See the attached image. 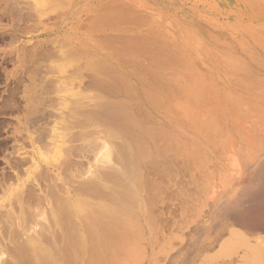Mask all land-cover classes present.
I'll return each instance as SVG.
<instances>
[{"label": "bare ground", "instance_id": "6f19581e", "mask_svg": "<svg viewBox=\"0 0 264 264\" xmlns=\"http://www.w3.org/2000/svg\"><path fill=\"white\" fill-rule=\"evenodd\" d=\"M31 1L30 6L37 7L34 10L50 3ZM262 1L250 3L263 8ZM117 9L90 19L85 36L80 39L74 34L73 43L61 45L57 54L45 49L51 65L46 62L44 70L49 72L41 74L52 73L56 80L52 87L43 84L41 93L30 94L26 100L30 108L19 119L33 146L38 147L31 156L34 162L8 159L12 173L0 174L4 194L0 203V264H142L143 241L156 236L154 230L146 235V229L156 226L159 207H166L161 191L173 177L169 165L185 167V173H180L182 169L179 173L187 175L189 163L198 165L200 156L204 161L200 152L202 155L195 156L197 161L190 162L195 150L189 149L186 139L181 143L171 127L179 123L178 116L190 131V94L201 98L192 93V87L174 79V69L180 60L183 65L185 61L158 42L156 33L137 39L116 35L126 31L124 24L131 23L129 17L119 16ZM253 32L264 48V37L260 39L261 33ZM56 35L59 44L61 35ZM40 62L39 58L37 68ZM55 93L62 96L51 97ZM179 124L181 127V121ZM204 162L202 166H206ZM217 194V201L222 200L224 191ZM163 225L165 229L170 224ZM229 243H224L223 249L231 252L234 248ZM230 245L238 247L240 243Z\"/></svg>", "mask_w": 264, "mask_h": 264}, {"label": "rangeland", "instance_id": "374dc122", "mask_svg": "<svg viewBox=\"0 0 264 264\" xmlns=\"http://www.w3.org/2000/svg\"><path fill=\"white\" fill-rule=\"evenodd\" d=\"M31 3V0H0V174L12 173L8 170V159L34 162L31 156L38 147L33 146L26 126L19 125V119L30 108L27 104L30 94L37 95L46 83L52 87L51 82L56 80L52 73L45 75L44 67L51 65V60L46 61L49 60L45 58L46 50L57 54L61 45L73 43V36L80 39L85 36L90 19L119 7L116 10L119 16L129 17L131 23L124 24L122 29L126 31L116 35L137 39L156 33L158 42L171 47L176 57L179 55L185 61L183 65L180 60L182 69L176 65L174 79L201 96L196 99L197 96L190 94L189 106L193 109L190 110L193 115L190 131L185 129L181 117L177 116L181 127L179 123L171 126L172 120L169 124L178 140L183 143L186 139L189 149L195 150V154L190 150V162L198 160L200 169L196 163H189L188 166L197 167H188L190 171L183 175L185 167L169 165L175 179L168 180L172 184L167 181L168 186L163 185L166 192L161 191L163 196L160 195L166 196V207H159L160 221L156 218V226L146 229V235L154 230L153 236H156L143 241L144 249L140 251L143 258L139 263L264 264V215L261 216L264 210V48L259 46L262 43L254 32L251 33H264L263 3V8H258L250 0H50L43 9L36 10V5L33 9ZM65 33L69 34L66 38ZM56 34L61 35L59 40L63 44H58ZM261 34L260 39L264 37ZM38 57L41 62L37 68ZM180 61L177 59V63ZM43 70L45 73L41 74ZM54 96L62 94L51 95ZM216 118L225 129L221 124L218 126L220 122ZM199 153L205 162L203 158L200 160L201 156L194 160ZM218 190L224 191L220 201H217ZM3 198L2 190L0 203ZM163 224H170L169 229H164ZM229 242L236 245L239 242V246L245 243L244 249ZM224 243H229L235 251L228 252L229 246L225 251Z\"/></svg>", "mask_w": 264, "mask_h": 264}]
</instances>
